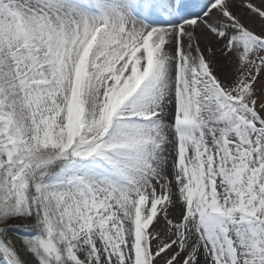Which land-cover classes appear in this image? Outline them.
<instances>
[{
	"label": "snow or ice",
	"instance_id": "obj_1",
	"mask_svg": "<svg viewBox=\"0 0 264 264\" xmlns=\"http://www.w3.org/2000/svg\"><path fill=\"white\" fill-rule=\"evenodd\" d=\"M0 264H264V0H0Z\"/></svg>",
	"mask_w": 264,
	"mask_h": 264
}]
</instances>
